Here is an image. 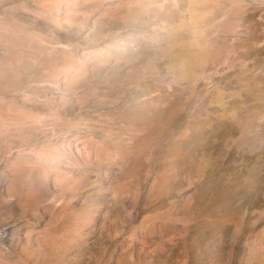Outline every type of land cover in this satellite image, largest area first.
I'll return each mask as SVG.
<instances>
[{"label": "rangeland", "instance_id": "obj_1", "mask_svg": "<svg viewBox=\"0 0 264 264\" xmlns=\"http://www.w3.org/2000/svg\"><path fill=\"white\" fill-rule=\"evenodd\" d=\"M0 264H264V0H0Z\"/></svg>", "mask_w": 264, "mask_h": 264}]
</instances>
